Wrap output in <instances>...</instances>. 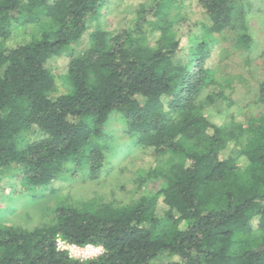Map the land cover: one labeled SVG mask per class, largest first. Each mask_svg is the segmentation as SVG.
<instances>
[{
	"label": "trees",
	"instance_id": "16d2710c",
	"mask_svg": "<svg viewBox=\"0 0 264 264\" xmlns=\"http://www.w3.org/2000/svg\"><path fill=\"white\" fill-rule=\"evenodd\" d=\"M105 2L0 0V184L8 172L0 200L17 184L38 199L55 193L56 182L96 176L113 114L137 146L174 160L139 178V187L159 180L160 189L131 204L59 203L52 224L32 229L0 220V264H264V114L244 127L209 120L206 107L224 99L211 89L220 86L206 67L211 48L194 36L181 48L173 1L151 0V18H138L137 31L145 24L157 35L153 46L136 30L92 33L89 47L69 57L68 91L53 96L47 63L79 41ZM197 5L213 32L243 18L242 0ZM13 23L39 24L40 35L8 49ZM229 144L237 156L221 159ZM57 236L104 252L73 260L56 250Z\"/></svg>",
	"mask_w": 264,
	"mask_h": 264
},
{
	"label": "rangeland",
	"instance_id": "374dc122",
	"mask_svg": "<svg viewBox=\"0 0 264 264\" xmlns=\"http://www.w3.org/2000/svg\"><path fill=\"white\" fill-rule=\"evenodd\" d=\"M173 5L169 17L175 21L173 31L181 40L183 49L190 36L199 40L208 39L211 57L206 67L220 80L213 93L222 91L224 99L206 107V115L218 125L239 124L243 127L264 114V104L257 103L259 85L264 82V0H242L243 18L234 20L232 26L221 32L211 31L213 26L197 5V0H171ZM151 0H106L98 13L87 21V32L79 41L70 45L60 56L49 60L56 81L53 96L65 94L69 87L63 77L67 71L69 57L80 54L90 45V36L96 30L111 33L134 31L139 17L151 18ZM145 10L147 14L142 13ZM43 21V19H42ZM39 24H12V35L6 47L14 48L40 35ZM139 42L153 46L157 35L145 24L136 30ZM247 36L249 45L244 44ZM218 81V82H219ZM102 150L105 167L94 177L87 173L67 181L55 183V193H46L40 198H29L20 185L6 187L0 200V220L13 226L32 229L54 222V209L59 203L76 207L86 204L127 205L143 193L154 194L161 181L152 180L139 187V178L151 175L174 159L159 157L153 149H142L125 133V125L117 114H113L103 128ZM239 148L229 144L221 159L236 157ZM242 166L244 163L239 161ZM4 173L1 186L7 181ZM16 179H20L18 174ZM15 183V182H13ZM162 207L161 199L159 208ZM161 210V209H159Z\"/></svg>",
	"mask_w": 264,
	"mask_h": 264
},
{
	"label": "built area",
	"instance_id": "2783aa9c",
	"mask_svg": "<svg viewBox=\"0 0 264 264\" xmlns=\"http://www.w3.org/2000/svg\"><path fill=\"white\" fill-rule=\"evenodd\" d=\"M55 245L57 251L65 252L69 258L80 262L96 259L104 252L100 246L87 245L80 247L68 243L60 236L56 237Z\"/></svg>",
	"mask_w": 264,
	"mask_h": 264
}]
</instances>
